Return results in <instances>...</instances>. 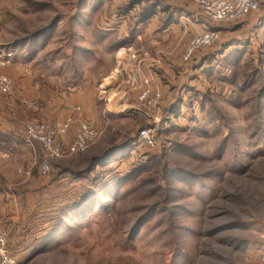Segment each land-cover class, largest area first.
I'll return each instance as SVG.
<instances>
[{
	"label": "rangeland",
	"instance_id": "374dc122",
	"mask_svg": "<svg viewBox=\"0 0 264 264\" xmlns=\"http://www.w3.org/2000/svg\"><path fill=\"white\" fill-rule=\"evenodd\" d=\"M128 1L0 0V56L1 51L10 54L6 60L0 57V71L6 73L9 59L37 64L41 55L35 59L21 47L22 53L15 56L3 47L14 46L19 38L61 16L58 28L48 32L49 39H40L39 45L44 54L51 49L59 50L60 57L69 54L64 62L74 72L73 81L63 79V84L82 90L73 116L88 118L101 131L87 150L60 159L49 158L39 144L34 158L27 150L12 152L15 158L21 154L22 164H29L27 159L32 158L33 175L44 176L39 167L49 163L51 186L61 170L58 165L85 168L91 156L136 139L138 131L152 123L144 111L134 107L141 84H130L131 70L136 73L138 65L149 64L156 83L167 92L155 113L160 117L156 145L137 147L133 143L121 148L89 174L92 186L116 176L122 179L119 200L105 198V210L96 211L88 222L76 227L53 255L30 262H24L23 256L18 264H264V96H258L264 71L250 89L241 87L245 74L255 66L264 67V6L239 21L215 22L200 12L194 0H159L154 7L155 14L159 13L154 27L146 23L153 13L133 36L134 21L148 0L122 13ZM77 12L79 18L71 20ZM169 25L165 37H143L139 43L134 39L142 30L157 33ZM205 28L221 30L220 39L183 61L189 39ZM99 30L111 32L108 39L99 40L95 34ZM132 36L130 43L113 49L120 38ZM73 48L78 50L76 59ZM88 49L95 56L89 58ZM82 50L88 52L83 56ZM27 55L30 60L23 59ZM159 58L165 59L163 63H153ZM46 69L33 66L30 79L51 83L50 74L56 69ZM232 75L238 77L235 86ZM10 76L14 86L12 94L4 98L8 108L15 105L6 103L7 98L15 97L16 78ZM59 82L46 87L44 96L61 90L62 80ZM91 98L95 118L84 115L82 101L90 103ZM43 110L47 116V104ZM33 120L42 119L33 115L24 119V134L27 122ZM74 180L76 198L87 190L83 183H91L85 180L78 185L81 181ZM48 194L52 198V191ZM46 198H42V206L50 199Z\"/></svg>",
	"mask_w": 264,
	"mask_h": 264
},
{
	"label": "crops",
	"instance_id": "0c3cea01",
	"mask_svg": "<svg viewBox=\"0 0 264 264\" xmlns=\"http://www.w3.org/2000/svg\"><path fill=\"white\" fill-rule=\"evenodd\" d=\"M155 12L156 10L153 12V17L146 22L149 23L147 24L148 27L151 24L154 27L155 22L158 20V12L156 14ZM140 27L139 25L138 29ZM171 27L169 25L162 32L157 33L153 29L148 28L146 32L142 30L137 33V38L135 37L134 39L139 43L143 37L149 40L155 37H165V35H169L168 30ZM165 50L164 48L163 53H167ZM155 59L153 63L160 64L165 60L163 58ZM8 62L9 64L4 69L6 73L8 72V75L12 74L16 78V87L13 93L15 97L12 98L15 103L14 107L8 108L5 105L4 97L0 96V228H9L10 247L18 254V260L24 256V262H27V257L34 248L37 239L48 229L53 214L60 205L73 197L75 193L74 187L77 185V182L72 177L67 176L66 173H56L52 181L53 185L51 186L48 181L52 180V178L48 179L50 175L41 176L32 174V176H26L17 171L21 165L31 167V162H33L31 160L34 158L32 156L37 153L35 145L38 146L37 142H30L26 139L24 129H22L24 119L26 120L27 117L33 115L41 117L42 120H46L49 123H55L56 120H63L73 115V106L80 98L77 94L82 92V90L78 91L73 90L71 87H66L63 84V76L58 75L57 72L50 74L51 79L48 81L51 83H45L43 81L33 82L34 80L30 79L33 77L30 74L33 66L36 68L38 66H44L45 69L47 67L48 69L54 70L56 69L54 63H49V65L32 64L30 62H18V60L12 61V59H9ZM137 68L138 72L136 73L134 69L130 71L132 73L128 76L130 84L133 85L136 81L137 84H140L143 77H149L152 81V86H159L161 88L165 99L167 93L164 89L165 87L161 83H156L155 74L150 69L149 64H145L143 67L138 65ZM29 79L30 83L28 84L27 81ZM60 80H62V89H56L55 93L51 92L48 98L44 96V93L48 92L44 89ZM26 82L27 84H25ZM92 91H89L88 97H91ZM109 101H111V98ZM82 102L85 109L84 115H87L89 118H95L96 116L92 114V110L94 109L92 98L90 101L88 99L90 103H87V100ZM44 104H47V107L50 109L47 116L43 110ZM33 110H37V112ZM22 150L30 152L32 158L27 159L26 162L29 164H22L20 162L22 160L20 153L17 155V158L14 155L12 157V152H21ZM56 163H58L57 160L55 161ZM79 183L81 182H78V185ZM38 188H41L42 191H39ZM50 188H53V190H50ZM50 191H52V198L48 194ZM46 195L50 199L47 204L45 202L42 206L41 200L43 198V201H46Z\"/></svg>",
	"mask_w": 264,
	"mask_h": 264
},
{
	"label": "built area",
	"instance_id": "2783aa9c",
	"mask_svg": "<svg viewBox=\"0 0 264 264\" xmlns=\"http://www.w3.org/2000/svg\"><path fill=\"white\" fill-rule=\"evenodd\" d=\"M200 12L215 22H230L244 19L247 15L259 11L264 6V0H194ZM221 37V30L205 28L197 35L191 37L182 54L183 61H189L196 52L212 45ZM1 60L10 57L9 53L1 51ZM141 89L138 102L134 106L137 110L144 111L149 120V126L142 127L134 142L137 147L156 145L155 131L160 117H156L160 111L164 97L161 88L152 86L149 77L140 81ZM14 86L13 78L0 71V95L6 98L12 94ZM7 105L13 106V100L7 98ZM79 108V107H78ZM81 109V108H79ZM153 125V126H150ZM74 126L76 128H74ZM101 131L98 126L89 119H78L71 115L55 123L44 120H33L25 126V137L30 142H37L49 158L60 159L76 153L84 152L97 139ZM72 135L69 140L68 136ZM40 173L47 176L51 172L49 163H42ZM17 171L26 176H32V167L19 166ZM10 230L8 227L0 228V264H18V256L12 250L9 243Z\"/></svg>",
	"mask_w": 264,
	"mask_h": 264
},
{
	"label": "trees",
	"instance_id": "16d2710c",
	"mask_svg": "<svg viewBox=\"0 0 264 264\" xmlns=\"http://www.w3.org/2000/svg\"><path fill=\"white\" fill-rule=\"evenodd\" d=\"M142 1L143 0H129L123 6V10H121V12L122 13L129 12L138 3ZM159 2H160L159 0H148L147 5L143 7L140 15L134 21L135 24L134 26H132V31H131L133 36L136 33L134 31L138 29L137 26L145 22L147 19L151 17V15L154 12V7L159 5ZM78 12L77 14L71 17L72 18L71 20H75L79 18ZM170 15L171 14H169V16ZM61 18H62L61 16L54 18L53 21L46 27L40 30H37L36 32L32 33L29 36L19 38L18 41L13 42L14 46L6 45L5 47H3L4 50L12 51L14 55L16 56V55H19L18 53H22L23 50H21L22 49L21 47L26 48L29 50V54L31 56H34L35 59L39 55L42 56L40 59H38L37 63L49 65V63L52 62L56 66L55 67L56 70L53 71L54 73L57 72L58 75L63 76V78L66 79L65 80L66 82L73 81L72 80L73 78L71 76L74 74V72L70 67H68L65 64L66 60L69 58V54H66V56L60 57L59 55L60 52L59 50H56V49L47 50V53L44 54L43 47L39 45L40 39L42 38L49 39L50 35L48 34V32L50 31L54 32V30L58 28ZM167 20H169V18ZM110 33L111 32H108V31L104 32L102 30H99L95 34L96 36L99 37V40L103 41L104 39H108V36ZM47 34L49 36H46ZM75 34L72 35L71 37L73 38ZM44 35L45 37H43ZM133 36L131 38H128V37H124L122 39L120 38L119 42L114 43L113 49L118 48L119 46L126 45L127 43H130L133 40ZM36 45L39 47H37ZM12 47H13V50H12ZM73 51L75 54V56L73 57L74 59H76V55H77L76 53L78 50L73 48ZM88 51H89V54H91L89 55V58H91L92 56H95L94 54H92L93 53L92 51H90L89 49ZM88 51L82 50V52H79V53L83 55L85 52H88ZM30 58L31 57L27 55L23 59L30 60ZM58 58H62V59H58ZM49 59H51V61H48ZM70 70L72 71L69 72ZM263 71H264V67L262 65L255 66V68L251 71L250 74H247V75L245 74V77L242 80L243 84L241 87L250 89L252 85L256 82V78L260 76L261 74H263ZM230 77H231L230 80L232 81V84L235 86L238 83L237 75H232ZM258 96L261 99L264 96V86L261 88ZM227 140L228 138L226 139V141ZM135 141H136L135 138H131L121 145H114V146L109 147L101 155L96 154V155L91 156L90 162L85 168L73 170L69 167L66 168V167L58 165L57 166L58 169H61L60 172L58 173L59 174L69 173L70 175H72L73 179L74 178L78 179L79 181H81V183L84 182L85 180L88 181L90 180L88 178L89 174L94 171L95 165L100 164L102 160H105L111 154L118 151L119 149L124 148V147H130V145H132ZM121 180L122 179L116 176V177L109 178L107 182L105 183L103 182L102 184H99L98 186H95V185L92 186L91 180L89 182L91 184L83 183V186L87 185L86 187L87 190L84 193H82L79 197L75 198L74 196L73 198L69 199L68 201H66L65 203L59 206L57 211L51 217L48 229L40 238L37 239L34 245V248L32 249L31 253L27 257V262L33 261L39 257H43L44 255L49 256V255H53L54 253H56L60 245L67 242L66 239L68 235H72L76 227L82 226L84 225V223L88 222L95 215L96 211L102 210V209L105 210V207H104V205H106L104 204L106 203L105 198L109 200H113V201H118L120 198V190L118 186ZM147 215H148V212L139 219V222L138 221L135 222L136 224L134 223L133 226L136 227L137 225H139V223Z\"/></svg>",
	"mask_w": 264,
	"mask_h": 264
}]
</instances>
